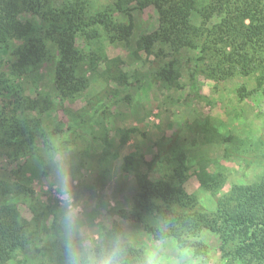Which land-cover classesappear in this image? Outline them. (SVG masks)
<instances>
[{
	"label": "rangeland",
	"instance_id": "obj_1",
	"mask_svg": "<svg viewBox=\"0 0 264 264\" xmlns=\"http://www.w3.org/2000/svg\"><path fill=\"white\" fill-rule=\"evenodd\" d=\"M81 1L90 26L72 35L50 28L42 12L23 8L19 19L42 40L33 37L21 75L13 64L25 38L0 43V73L17 79L26 98L41 105L19 115L38 131L34 150L0 155V208L17 211L26 238L8 264H69V245L80 264H95L116 227L157 264H264L242 258L240 233L218 211L233 184L264 174V94L254 76L237 71L212 78L207 63L215 60L197 44L176 52V45L157 41L148 54L145 41L159 29L160 13L147 0ZM105 14L118 27L132 23L131 34L113 40L117 32L97 22ZM202 20L193 13L194 24ZM69 43L77 73L89 80L79 92L56 82ZM181 154L183 177L175 172ZM126 155L135 156L152 180L166 179L181 195L198 199L206 223L198 236L184 235L187 243L156 238L148 230L162 225L155 211H142V222L122 216L134 210L141 191ZM201 177H217L220 186L206 188Z\"/></svg>",
	"mask_w": 264,
	"mask_h": 264
},
{
	"label": "trees",
	"instance_id": "obj_2",
	"mask_svg": "<svg viewBox=\"0 0 264 264\" xmlns=\"http://www.w3.org/2000/svg\"><path fill=\"white\" fill-rule=\"evenodd\" d=\"M53 3L54 0H0V43L6 44L16 37L26 40L19 48L18 61L13 64L19 75L30 62L28 55L34 44L33 37L42 40L36 36L37 31L19 19L24 7L42 12V20L61 34L72 35L90 26L81 0L65 3L60 8ZM147 4H154L160 13L159 29L145 41L148 54L154 53L153 45L157 41L176 45V52L191 44L201 45V51L215 60L213 64L207 63L206 70L212 78L220 81L239 71L245 76H254L257 90L264 94V0H207L201 6L199 0H147ZM194 12L201 14V25L192 22ZM214 17H218L219 22L212 23ZM108 19L105 14L97 22L106 25L108 31L117 32L113 40L131 34L132 23L118 27ZM77 66L78 57L69 43L57 68L58 87L79 92L88 86L89 80L77 73ZM163 71L167 73V69ZM0 99V155L4 149L15 155L34 150L38 131L30 127L29 121H22L19 115L36 111L40 102L28 100L17 79L5 72L0 73ZM13 137L16 139L12 140ZM127 141L128 134L123 138L124 143ZM176 159L179 165L175 172L183 177L185 155H177ZM124 160L126 168L134 172L141 191L134 210L121 211L123 217L142 222V211H155L160 215L162 225L160 228L150 226L148 230L158 239L173 236L179 243H187L186 234L198 236L202 232L205 217L195 196L181 195L179 189L166 179L152 180L142 173L141 162L135 156L126 155ZM200 182L206 188L218 187L221 183L217 177H201ZM218 211L240 233L239 254L242 258L263 260L264 174L248 184H233L218 200ZM110 237V243L104 249H98L96 262L112 256L116 264H143L144 251L132 245L124 230L116 227ZM25 244V230L17 211L12 207H1L0 264H8L13 254Z\"/></svg>",
	"mask_w": 264,
	"mask_h": 264
},
{
	"label": "clouds",
	"instance_id": "obj_3",
	"mask_svg": "<svg viewBox=\"0 0 264 264\" xmlns=\"http://www.w3.org/2000/svg\"><path fill=\"white\" fill-rule=\"evenodd\" d=\"M63 190V189H62ZM69 264H80L77 254L73 251L71 245L68 247ZM96 264H116L114 257H104L96 262ZM143 264H157L151 253H148Z\"/></svg>",
	"mask_w": 264,
	"mask_h": 264
}]
</instances>
